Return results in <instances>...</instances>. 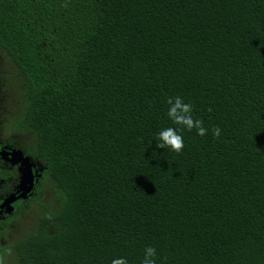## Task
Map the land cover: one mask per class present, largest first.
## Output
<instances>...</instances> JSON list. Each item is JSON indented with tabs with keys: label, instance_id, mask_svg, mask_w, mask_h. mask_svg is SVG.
Listing matches in <instances>:
<instances>
[{
	"label": "trees",
	"instance_id": "obj_1",
	"mask_svg": "<svg viewBox=\"0 0 264 264\" xmlns=\"http://www.w3.org/2000/svg\"><path fill=\"white\" fill-rule=\"evenodd\" d=\"M0 63L56 202L8 264H264V0H0Z\"/></svg>",
	"mask_w": 264,
	"mask_h": 264
},
{
	"label": "flooded vegetation",
	"instance_id": "obj_2",
	"mask_svg": "<svg viewBox=\"0 0 264 264\" xmlns=\"http://www.w3.org/2000/svg\"><path fill=\"white\" fill-rule=\"evenodd\" d=\"M4 94L8 96V94L0 89V96ZM5 101L7 103L10 102L9 97H5ZM7 109V110H5ZM7 117H10L9 108L5 105L4 107H0V134L5 128L8 127ZM3 118V119H2ZM21 150L25 153V151L20 147V143H17L14 138H4L0 136V206L13 194L19 196L20 190V180L21 175L19 172V164H16V159L13 160L10 158L9 154L14 151ZM40 168H37L39 172ZM43 175L37 182H35L33 191L29 195V198L24 200L21 199L16 201L13 204L14 212L13 214L9 215L6 212L0 214V248H4L7 251V264L12 263L10 262L9 256H13V251L11 246L17 241L11 242L9 239V232L13 228L14 224L16 223L17 219L25 212L26 208L31 206L32 204H38L40 201V197L42 193L37 192V187L40 185L41 179ZM43 192V191H42ZM6 228L4 233H1L2 230ZM22 239V238H21ZM20 240V239H18Z\"/></svg>",
	"mask_w": 264,
	"mask_h": 264
},
{
	"label": "clouds",
	"instance_id": "obj_3",
	"mask_svg": "<svg viewBox=\"0 0 264 264\" xmlns=\"http://www.w3.org/2000/svg\"><path fill=\"white\" fill-rule=\"evenodd\" d=\"M169 105L167 116L175 124L188 131L196 130L201 137L207 135L208 130L203 126V121L194 119L192 115V105L185 103L179 96L167 99ZM211 111V109H209ZM212 134L215 138H219L221 134L220 128L212 129ZM157 147L160 149H167L179 153L184 148L183 137L178 134L175 128L169 127L161 130L157 134ZM156 249L154 247L145 248V255L142 264H156ZM112 264H128L125 258H116L112 260Z\"/></svg>",
	"mask_w": 264,
	"mask_h": 264
},
{
	"label": "rangeland",
	"instance_id": "obj_4",
	"mask_svg": "<svg viewBox=\"0 0 264 264\" xmlns=\"http://www.w3.org/2000/svg\"><path fill=\"white\" fill-rule=\"evenodd\" d=\"M10 69L11 67L7 63H0V73L2 74L6 73V75H8ZM0 89L4 91V88L1 82H0ZM5 92L8 94V96H5L4 94L0 96V107L2 106L5 108V105H6L9 108L10 116L11 115L14 116L15 114L14 103L16 101L15 97L18 94V91L10 90V92L8 91H5ZM5 97H9L10 100L12 99L13 103L12 102H11L12 104L7 103V101H5ZM0 136H3L4 138H10V137L14 138V140L17 143H24L29 140V137L27 135L13 134L10 124H8L7 128L1 131ZM54 195H55L54 186L50 182H46V185L44 186V190L41 194L39 203L32 204L31 206L27 207L25 212L17 219L13 228L9 232L10 243L25 237L26 235H28L34 230L38 216L42 213L43 209L48 208L50 210H53L56 208V202L54 200ZM9 258H10V262L14 261V258L12 255H10Z\"/></svg>",
	"mask_w": 264,
	"mask_h": 264
},
{
	"label": "water",
	"instance_id": "obj_5",
	"mask_svg": "<svg viewBox=\"0 0 264 264\" xmlns=\"http://www.w3.org/2000/svg\"><path fill=\"white\" fill-rule=\"evenodd\" d=\"M9 156L13 160L16 159V164L20 165L19 172L21 175L20 190L18 193L20 195L17 196L13 194L3 203L2 206H0V214L6 212L11 215L14 212L13 204L16 201L21 199L26 200L29 198V195L33 191L35 182H37V179L41 177L43 170L41 169V164L39 162H36L30 156H25L24 152L21 150L11 152ZM38 167L40 168L39 172L37 171Z\"/></svg>",
	"mask_w": 264,
	"mask_h": 264
}]
</instances>
